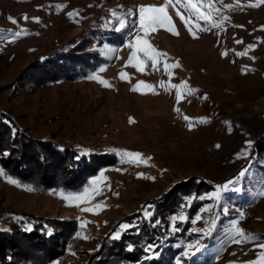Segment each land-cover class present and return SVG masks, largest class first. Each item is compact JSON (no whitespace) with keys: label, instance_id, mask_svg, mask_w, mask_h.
Here are the masks:
<instances>
[{"label":"rangeland","instance_id":"1","mask_svg":"<svg viewBox=\"0 0 264 264\" xmlns=\"http://www.w3.org/2000/svg\"><path fill=\"white\" fill-rule=\"evenodd\" d=\"M6 2L0 0V169L6 173L0 175V231H36L46 242L53 240L37 246L33 264L49 258L47 264H95L103 241L113 240L121 225H131V216L141 212L149 218L151 203L186 187L179 207L162 219L171 238L168 246L177 250L175 264H264V249L258 247L264 244V154L254 151L264 136V3L212 0L220 9L212 19L223 27L193 38L171 5L167 11L179 35L167 25L140 28L137 6H162L165 0H37L4 14ZM176 7L198 19L183 5ZM112 10L125 24L120 31ZM137 36L167 57L153 67L136 51ZM130 41L131 48L126 46ZM108 48L119 51L106 54ZM134 51L136 60L128 64ZM138 61L144 71L133 66ZM165 62L180 66L165 72ZM245 66L254 71L242 72ZM121 73L127 74L123 80ZM168 73L172 84L186 81L198 91L177 102V89L160 86L169 81ZM93 74L111 86L89 79ZM139 81L154 89L140 85V91H133ZM184 117L193 122L191 130ZM249 140L251 156L237 158ZM39 142L50 143L53 152L70 153V159L79 157L82 169L95 170L75 179L69 163L58 170L51 162L44 165L49 176L42 182L54 186H38L41 165L12 153L20 152L21 144ZM124 153H141L136 159L142 162H126ZM242 169L249 171L238 178ZM19 174L36 180L23 182ZM232 180L240 191L223 193L219 201L208 198ZM69 194L81 199L63 198ZM200 196L205 199L195 198ZM237 226L256 239L233 242ZM73 230L62 243L60 236ZM190 252L195 255H185Z\"/></svg>","mask_w":264,"mask_h":264},{"label":"trees","instance_id":"2","mask_svg":"<svg viewBox=\"0 0 264 264\" xmlns=\"http://www.w3.org/2000/svg\"><path fill=\"white\" fill-rule=\"evenodd\" d=\"M48 147H52V145L48 142H39L34 145L32 143L28 145L21 144L20 152H13V156L14 154L19 153L20 160L22 161L25 159L30 161L34 160L36 164L38 163V166L41 165L44 177H41L40 175L39 180H36V178L33 177H25L20 174L17 177L23 182L30 181L31 183H34V181H32V179H34L38 181L36 184H40L38 186H46L47 184H44L43 182L48 181L49 171L45 169L44 165L51 162L54 163V166L58 170L65 167L69 163L68 165H70L71 168L68 167V171L70 172V175L72 173L75 174V179L82 174L88 175L91 171L95 170L92 169L91 171H87L86 169H82L80 166V163L84 162L82 159H70V153L67 154L68 152L64 153L61 151L60 153H56L52 150H48L50 149ZM34 149L37 151L36 154H34ZM54 151H56V148ZM254 151L259 154H264V136L256 141ZM66 156H69L68 158L71 161H68ZM45 157H47L48 162H44ZM22 172H24L22 174H28V170H23ZM49 183L53 184L52 182ZM53 186L54 185L46 187ZM65 188L70 190L72 189L68 184ZM186 189V187H183V189H179V187H177L168 194H165L159 199V201L151 203L152 214L148 219L145 218L141 212L131 216L129 218V223L133 225V227H129L125 232H123L119 240H110L107 237L100 247V254L97 256L95 264H175L177 250L172 246H168L171 243V238L166 236V225L163 224L162 219L174 213V211L179 207L183 196L188 194ZM157 221L159 223H156ZM74 233L75 230L72 232L70 231V233L66 234L67 236L64 238L60 236L62 243L70 239ZM21 237L22 239L24 238V240H21ZM49 240L46 242V238L40 236L36 231H33V233L31 231L23 233V231L17 230L14 234H10L9 231H0V264H33L38 259V255H36L37 250L35 251V249L41 247L45 242L52 243L53 240ZM25 241H29L30 245H25ZM148 244L158 245L156 248V251L160 254L158 258H147L150 256V253L145 251V247ZM129 245L133 247L132 251L128 250ZM48 260L46 259L45 261H41V264H47Z\"/></svg>","mask_w":264,"mask_h":264},{"label":"snow or ice","instance_id":"3","mask_svg":"<svg viewBox=\"0 0 264 264\" xmlns=\"http://www.w3.org/2000/svg\"><path fill=\"white\" fill-rule=\"evenodd\" d=\"M260 3H264V0H259ZM183 5L184 8L194 14L196 17H198L197 20L193 21L192 19V15H189L188 17H185L181 11L180 8L176 7L177 5ZM172 6L173 8L176 9V16L180 17L181 21H183L185 27L187 28V30L189 31L190 34H192L193 38H198L197 36V32L199 31H208L211 28H222L223 27V23L222 22H216L212 19V14L213 12L220 14V9L215 8V5L212 3V0H208L207 4H204V0H165V4L162 6H154V5H141V6H137L138 8V12H139V25L141 29H145V28H150L152 30H155L157 27L159 26H164L167 25V30L169 32H171L173 35H179L178 31H176L175 29V25L173 24L172 21V17L169 15L167 9L169 6ZM250 7H255L257 5H249ZM66 7V6H65ZM91 7V5H90ZM225 7L228 8V10H234L232 5H226ZM206 9V10H205ZM112 16L117 19L120 20V18L118 16H116V12L115 10L111 11ZM129 14H131V10L129 11ZM72 13H69V16H71ZM76 15H79V13H76ZM10 20L13 21V23H15V20L11 17H9ZM25 19H27V17H25ZM35 20L38 21L39 18H33ZM224 20H227L228 17H223ZM199 21H204V24L208 25V28H205L203 25H201L199 23ZM125 27V24L123 22V20H120V25L118 28H116V31H120ZM22 31V30H21ZM21 34L20 32L17 33V35ZM145 35H147V31H145ZM136 40V51H142L143 55L151 61L152 66L155 67L158 63L161 62V58H165L167 57V54L164 52H160L158 50H156L154 47H152L146 40L141 41L140 37L137 36L135 37ZM237 43H241V41H237ZM127 47H133V43L130 41L127 45ZM252 48V46L250 45L248 50H250ZM242 52V53H236V55L238 56H244L247 54V51ZM119 51V49H113V48H108L106 49V54H114L115 52ZM136 51H134L132 53V55L129 57V61L128 64H132V62L134 60H136ZM227 53L224 52L222 53V56H226ZM254 59V58H253ZM134 67L137 68L138 71H144L143 65L142 63H140L139 61L133 65ZM180 65L178 62L172 63V64H168V63H164V70L165 72H168V70L174 69V68H178ZM105 71L104 68L100 69V72ZM247 71H254V69H250L247 68V66H245L244 68H242V72H247ZM169 74V81L168 82H164L161 81L160 82V86L163 87L166 91L169 89H177L176 91V99L177 102H179L184 96L187 95H192L195 92L198 91V89H192L188 86L186 81L181 82V84L179 85H175L171 83V73ZM127 74L125 73H121L120 74V78L123 80L125 79ZM89 79H94L97 80L98 82H100L101 84H104L105 86H111L110 84H105V81L100 78L98 76V74H93L92 76L89 77ZM130 79V78H129ZM140 85H143L145 88L148 89H154L153 85H148L146 84L144 81H139L137 82V85L133 87V91H140ZM183 90V91H181ZM153 94H158L155 91H153ZM203 99H207V96H204ZM177 112H179V108L175 109ZM186 120H189V129L191 130V128L193 127V122L190 120V118L188 117H184ZM130 123L134 122L132 120V118H130L129 120ZM200 123H206L207 118H200L199 121ZM226 124L229 125V131H231V122L226 121ZM16 129L13 128L12 129V135L15 136L16 135ZM253 146V142L252 141H246L245 143V148L241 150V153L237 154V158H242V156L244 158H248L251 156V152L250 149ZM219 147V146H218ZM4 155H8V153H4ZM124 155L128 158L126 162H130V163H140L142 162L139 158L142 156L141 153H124ZM77 159H79V157H77ZM148 159H151L150 157ZM248 169H242L240 171V173L238 174V178H243L247 175L248 173ZM0 175H6V173L4 172L3 169H0ZM142 175V174H140ZM8 180L10 183L13 184H18V181H16L15 179L8 177ZM237 183V180H232L229 181L223 185H221L216 192L210 194L208 196L209 199H213L216 201H219L222 198L223 193H227L229 191H240L239 188H237L235 185ZM27 190L31 191L33 190L32 188H27ZM99 194V193H97ZM118 195V194H117ZM260 195L264 196V190L261 191ZM66 200H79L81 199L80 196L76 195L73 196L71 194L64 196L63 197ZM196 199H205V197L200 196V197H195ZM193 199L192 197L186 198V201H189ZM186 206L187 203H186ZM103 205H96V208H101L102 209ZM83 211H94V209H89V208H85L82 209ZM204 211L207 212H211L212 209L211 208H206L204 209ZM146 218H148V214L146 213ZM178 219H186V217L184 216H180L178 217ZM156 223H159L158 221ZM121 232H115L114 234H112L111 238L113 240H119L121 238L122 232L126 231L129 227H133V225H128V224H124L121 225ZM236 231V235L235 237H233V242L235 243H244L246 241L249 240H255L256 237L250 234H246L244 232V230L242 228H240L239 226L236 227L235 229ZM49 235H51V232L48 233ZM211 234V229L205 233V235H210ZM79 235V234H78ZM158 247V245L155 244H148L145 247V251L150 253V256L147 258H155L159 255V253L156 251V248ZM192 247V246H189ZM258 247L260 249H264V244L258 245ZM128 250L132 251L133 247L131 245L128 246ZM200 249L199 247L196 248V251L198 252ZM185 255H195L194 252H190V253H185ZM262 256H264V252L261 253ZM249 264H252V262H249Z\"/></svg>","mask_w":264,"mask_h":264},{"label":"bare ground","instance_id":"4","mask_svg":"<svg viewBox=\"0 0 264 264\" xmlns=\"http://www.w3.org/2000/svg\"><path fill=\"white\" fill-rule=\"evenodd\" d=\"M7 1H9V3L10 4H7V2L5 3V4H7V6H6V8L4 9L3 8V10H2V12L1 13H4V14H6L7 13V11H9V13H11V11L10 10H12L13 12L12 13H14V12H16V11H21L23 8L22 7H24V4H26V3H28V2H31V3H34L33 1H37V0H7ZM38 1H40V0H38ZM77 1V0H76ZM96 2H97V0H95ZM90 3V2H89ZM89 3H86V4H89ZM93 4L94 5H96L94 2H93ZM27 5V4H26ZM25 5V6H26ZM90 5V4H89ZM92 5V4H91ZM94 5H93V7H94ZM87 6V5H86ZM20 8H22V9H20ZM85 9V8H84ZM88 9V8H87ZM83 11H85V10H83ZM6 12V13H5ZM57 14H58V12H57ZM84 14V13H83ZM19 15V14H18ZM60 16H61V14H59ZM59 15H57V16H55V19H57V17H59ZM64 18V17H63ZM60 20H63L62 18H60ZM55 21V20H54ZM59 21V20H58Z\"/></svg>","mask_w":264,"mask_h":264}]
</instances>
